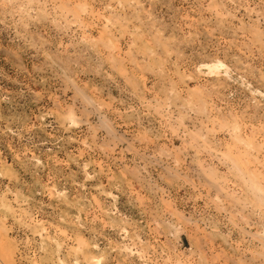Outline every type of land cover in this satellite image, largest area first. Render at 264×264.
Returning <instances> with one entry per match:
<instances>
[{
	"label": "rangeland",
	"instance_id": "1",
	"mask_svg": "<svg viewBox=\"0 0 264 264\" xmlns=\"http://www.w3.org/2000/svg\"><path fill=\"white\" fill-rule=\"evenodd\" d=\"M0 264H264V0H0Z\"/></svg>",
	"mask_w": 264,
	"mask_h": 264
},
{
	"label": "bare ground",
	"instance_id": "2",
	"mask_svg": "<svg viewBox=\"0 0 264 264\" xmlns=\"http://www.w3.org/2000/svg\"><path fill=\"white\" fill-rule=\"evenodd\" d=\"M204 66H206V65H204ZM224 66V64H223V62H220V61H213V62H209V65L207 66V68L209 69V70H216V69H219L220 67H223ZM223 69V68H222ZM246 178H248L249 179V181L251 182V181H255V179H253L254 178V176L252 175V176H247ZM248 179H247V181H248Z\"/></svg>",
	"mask_w": 264,
	"mask_h": 264
}]
</instances>
